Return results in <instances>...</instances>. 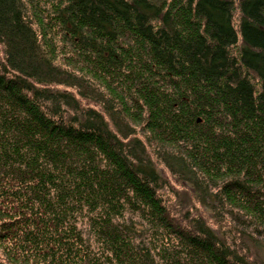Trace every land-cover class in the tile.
I'll use <instances>...</instances> for the list:
<instances>
[{
	"label": "trees",
	"instance_id": "obj_1",
	"mask_svg": "<svg viewBox=\"0 0 264 264\" xmlns=\"http://www.w3.org/2000/svg\"><path fill=\"white\" fill-rule=\"evenodd\" d=\"M163 172L264 240V0H0V264H254Z\"/></svg>",
	"mask_w": 264,
	"mask_h": 264
},
{
	"label": "rangeland",
	"instance_id": "obj_2",
	"mask_svg": "<svg viewBox=\"0 0 264 264\" xmlns=\"http://www.w3.org/2000/svg\"><path fill=\"white\" fill-rule=\"evenodd\" d=\"M157 3H161L163 0H152ZM234 5L237 6L240 0H231ZM3 61V59H1ZM164 179L168 181V187L162 188L160 193L166 198L167 203L173 204L176 208H179L181 214L186 212H191V214L201 213L211 228L231 247L234 249H239L242 253L246 255L249 261L254 264H264V240L261 239H251L243 237L237 230L238 227L234 228L228 220L216 218L212 213H208L205 208L197 201L195 196L183 190L175 181V179L168 172L162 173ZM186 194V195H185ZM192 196V198L190 197ZM187 201V202H186ZM79 227L84 232V237L87 239L88 221L86 219L79 220ZM91 243L93 239L91 238Z\"/></svg>",
	"mask_w": 264,
	"mask_h": 264
}]
</instances>
